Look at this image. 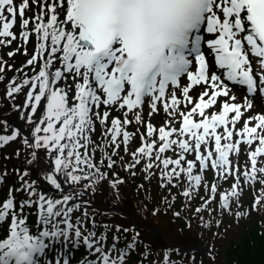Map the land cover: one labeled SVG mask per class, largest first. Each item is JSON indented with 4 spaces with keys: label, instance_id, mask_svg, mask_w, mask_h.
<instances>
[{
    "label": "snow or ice",
    "instance_id": "obj_1",
    "mask_svg": "<svg viewBox=\"0 0 264 264\" xmlns=\"http://www.w3.org/2000/svg\"><path fill=\"white\" fill-rule=\"evenodd\" d=\"M0 160V264H176L94 201L155 180L214 235L264 210V0H0Z\"/></svg>",
    "mask_w": 264,
    "mask_h": 264
},
{
    "label": "rangeland",
    "instance_id": "obj_2",
    "mask_svg": "<svg viewBox=\"0 0 264 264\" xmlns=\"http://www.w3.org/2000/svg\"><path fill=\"white\" fill-rule=\"evenodd\" d=\"M239 95V93H238ZM261 108L256 106L254 112H260ZM145 116H147V110H145ZM163 118V113L160 115L154 116L152 122L159 123ZM130 131L133 129L130 127ZM138 144V141H137ZM136 145H133L135 147ZM243 148V146H242ZM11 148L4 149L5 152H10ZM234 159V157H233ZM245 156L242 154L240 156V161L243 163ZM4 161L0 160V164H3ZM121 175L125 173L121 172ZM211 175L209 174V179ZM141 182V178L138 177L135 181L136 184ZM8 185H4L0 188V199L4 198L8 192ZM152 192L154 199L148 208L145 209L142 206V201L144 200L143 192L137 196L133 192L134 184L131 180L127 184L121 186V195L119 199H113L111 194L107 199H102L100 196H97L94 203L107 204L111 209H98V216L101 222H107L110 225L112 223L122 225L124 227L132 228L133 233H139L142 239V243L139 245L140 250L145 248L152 256L159 255L163 257L165 252L170 253L171 259L176 262V264H229L232 262L235 264L237 262V254L235 252H230V249L234 244L241 242L245 235L250 233L251 226H258L260 232H264V210L259 211L258 213H252L251 216L246 218H241L238 221L230 216H225L223 219V224L219 229V234L214 235L216 229L207 230L204 227H201L196 220H193L192 227L189 228L186 226L185 219H174L172 213L169 211L167 214H152V208L159 204V197L157 196L158 188L156 186V181L153 180L152 184L149 186L145 184V188H149ZM228 184H224V188H227ZM176 192L177 190H173ZM203 194V193H201ZM126 195V198H125ZM19 199V196H17ZM253 193L251 190L246 191L245 197L242 200L245 208L251 206L253 201ZM199 201L193 202V207L198 205ZM162 207V206H161ZM181 200L178 197L175 205V210H180ZM92 211L93 209H89ZM191 213H182V216H190ZM207 216V213H205ZM141 226L152 225L158 227L170 241H173L174 244L163 245L157 243L151 232L143 227L138 229L134 227L131 218ZM185 240L190 241L191 243L198 242L200 245L205 247L207 255H204L198 249L189 250L181 249L178 245ZM181 241V242H180ZM109 242H111V237H109ZM83 255V250L78 252L76 259L79 260ZM135 257L133 261H130L129 264H134Z\"/></svg>",
    "mask_w": 264,
    "mask_h": 264
},
{
    "label": "trees",
    "instance_id": "obj_3",
    "mask_svg": "<svg viewBox=\"0 0 264 264\" xmlns=\"http://www.w3.org/2000/svg\"><path fill=\"white\" fill-rule=\"evenodd\" d=\"M249 228L250 233L241 242L234 244L230 252L237 254L235 264H264V232H260L258 226Z\"/></svg>",
    "mask_w": 264,
    "mask_h": 264
},
{
    "label": "water",
    "instance_id": "obj_4",
    "mask_svg": "<svg viewBox=\"0 0 264 264\" xmlns=\"http://www.w3.org/2000/svg\"><path fill=\"white\" fill-rule=\"evenodd\" d=\"M132 220V223L134 224L135 227H140L141 225L137 224V222L134 220V218L132 217L131 218ZM141 227H144L146 229H148L150 232H151V235L153 237V239L159 243V244H163V245H171V244H174L173 241H170L168 239V237L158 228V227H155V226H152V225H146V226H141ZM155 236H159L161 237L163 240H162V243H160L156 238ZM178 247L182 248V249H191V250H196V249H199V251H201L204 255H207V252L205 250V247H203L202 245H200L198 242H195V243H192L190 246L188 247H184L182 245H178Z\"/></svg>",
    "mask_w": 264,
    "mask_h": 264
},
{
    "label": "bare ground",
    "instance_id": "obj_5",
    "mask_svg": "<svg viewBox=\"0 0 264 264\" xmlns=\"http://www.w3.org/2000/svg\"><path fill=\"white\" fill-rule=\"evenodd\" d=\"M8 119L11 120L12 123L16 124V125H22L24 122L19 120L18 116L16 114H12L10 117H7ZM155 238L162 243V238L159 236H155ZM181 242V241H180ZM192 243L188 240H186L185 242H181L180 245L184 246V247H188L190 246Z\"/></svg>",
    "mask_w": 264,
    "mask_h": 264
},
{
    "label": "flooded vegetation",
    "instance_id": "obj_6",
    "mask_svg": "<svg viewBox=\"0 0 264 264\" xmlns=\"http://www.w3.org/2000/svg\"><path fill=\"white\" fill-rule=\"evenodd\" d=\"M94 204H95V206H96L97 208H99V209H101V210H103V209H108V208H109V207L107 206V204H105V203L102 204V205H101V204H100V205H99V204L97 205L96 203H94ZM109 209H111V208H109ZM185 241H186V240H185Z\"/></svg>",
    "mask_w": 264,
    "mask_h": 264
}]
</instances>
